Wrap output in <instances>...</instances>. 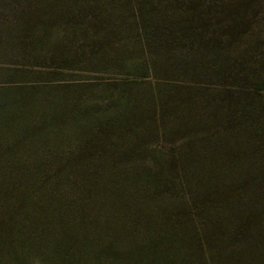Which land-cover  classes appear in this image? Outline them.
Masks as SVG:
<instances>
[{"label": "trees", "instance_id": "1", "mask_svg": "<svg viewBox=\"0 0 264 264\" xmlns=\"http://www.w3.org/2000/svg\"><path fill=\"white\" fill-rule=\"evenodd\" d=\"M63 1L19 0V16L0 14V264H264V0H85L92 47L115 30L133 31L141 74L223 91L193 99L157 87L118 126L104 122L79 137L66 157L80 156L79 165L52 166L41 163L63 104L22 86L75 63L60 36L48 50L40 33L60 18ZM68 3L75 22L82 10ZM68 24L73 35L82 26L67 22L58 33L67 35ZM122 45L113 50L126 53ZM185 123L202 135L183 144L178 167L169 160L142 178L135 168L102 169L97 152L111 150L109 141H174ZM175 169L188 191L183 205L155 193Z\"/></svg>", "mask_w": 264, "mask_h": 264}, {"label": "rangeland", "instance_id": "2", "mask_svg": "<svg viewBox=\"0 0 264 264\" xmlns=\"http://www.w3.org/2000/svg\"><path fill=\"white\" fill-rule=\"evenodd\" d=\"M68 1L64 0V4L56 7L57 12L61 14L60 18L50 21L48 30L46 32L40 30V33H42L44 47L48 50H53V47L47 44L48 41L60 36L58 42H62L63 52H68L69 55L74 56L75 63L61 65V68L52 70L53 75H42L29 79L23 82L24 86H22L25 90L24 93L37 94L41 97L48 96L56 99L58 106L63 104L60 107L63 106L64 114L57 121L52 122L50 130L48 129L53 138V143H50L46 150L48 155L46 158L48 159L41 164L46 165L45 163L49 161V165L52 166L79 165L80 163L75 160H78L80 156L74 157L75 154L72 153L71 157H74L75 160L71 161L72 159L66 158L69 155V150L77 145L78 138L82 137V142H85L92 136V133L95 136L99 132L100 125L104 122L118 126V119L132 110V102L143 98L150 91L156 90L157 87L162 90L163 94H175L176 91H184L189 93L193 99L195 96H216L219 91L222 93L223 87L221 85L200 83L199 80L190 81L175 75L141 74L139 61H141L142 56L138 57L139 51L136 46L134 47L133 31L129 32L121 28L122 30L120 29L116 33L115 30L113 35L106 38L104 42L93 43L92 47V40L89 39L92 37V29L86 22L88 19L83 17L89 12L85 0H73L75 1L74 8L82 10L79 12L80 15L76 14L75 22L72 20L73 15L67 10L70 4ZM108 1L114 6L118 5L115 0ZM36 3L40 8L43 7L42 3ZM9 4L13 5L14 9L6 8ZM2 7L6 10L3 11ZM21 7L19 0H3V4L0 5V14H10V10H18L16 16H19ZM9 17L11 16L9 15ZM67 22L77 23V28L82 26L73 35L72 30H70L72 25L68 24V30L65 33L67 35H61L58 31L64 30ZM118 23L119 21H117ZM86 27H88V33L84 39ZM116 45H122L121 48L129 50L124 54L116 53L117 50H113ZM136 59H138L137 66L134 65ZM60 107L56 108L58 112H60ZM74 116L76 118L73 122L72 117ZM120 125L123 126L121 122ZM77 129H80L81 136L74 133ZM115 130L118 129L113 127L112 132ZM201 135L202 132H199V128L196 125L191 127L189 123L174 136V141H170V138L158 140L146 135L139 138L140 141L136 143V146H132L125 136L116 146L112 145L113 140L109 141L111 150H99L97 155L101 154L106 158L102 169L116 170L119 167L120 170H131L135 168L136 176L142 178L148 174V171L152 172L154 165L160 167L165 162L164 170L167 169L170 165L169 160H174L176 167H178V158L183 144L189 141L196 144ZM89 165L94 167L91 163ZM122 174L121 177L123 178L126 174ZM180 176L183 175L179 169L168 173L166 179L169 180L158 185L155 188V193L170 200V202L175 201L180 205L186 204L188 191ZM194 180L197 181L198 185L203 183V180L196 178ZM42 261H34L32 264H44Z\"/></svg>", "mask_w": 264, "mask_h": 264}]
</instances>
